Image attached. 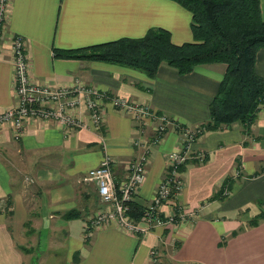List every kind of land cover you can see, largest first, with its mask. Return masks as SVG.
<instances>
[{
	"label": "crops",
	"instance_id": "obj_1",
	"mask_svg": "<svg viewBox=\"0 0 264 264\" xmlns=\"http://www.w3.org/2000/svg\"><path fill=\"white\" fill-rule=\"evenodd\" d=\"M259 8L264 21V0ZM190 23V12L172 0H9L0 39V112L15 103L10 41L20 36L29 73L39 83L60 89L79 79L104 100L125 98L180 124H203L225 65H198L179 74L162 63L149 78L118 64L54 55L55 50L140 38L150 28L168 31L172 43L180 45L192 41ZM254 71L264 79V48L256 51ZM103 103L99 131L32 118L14 139L11 126L0 127V264L25 263L21 246L26 223L33 235L47 226L54 233L62 231L63 237L52 243L61 249L62 264H150L152 249L161 264H264V217L251 224L264 209V108L249 133L234 123L203 133L192 146L204 153V161L190 159L181 168L177 199L198 209L192 222L155 226L144 237L108 225L91 229L86 238L88 220L103 206L93 183H83L82 176L109 155L117 160L112 174L121 179L125 163L135 155L130 144L134 120ZM180 146L173 130L152 146L145 180L133 199L143 208L164 174L166 155ZM224 188L229 195L222 197ZM71 210L78 215L66 218Z\"/></svg>",
	"mask_w": 264,
	"mask_h": 264
},
{
	"label": "built area",
	"instance_id": "obj_2",
	"mask_svg": "<svg viewBox=\"0 0 264 264\" xmlns=\"http://www.w3.org/2000/svg\"><path fill=\"white\" fill-rule=\"evenodd\" d=\"M8 4L9 0H0V39L5 28ZM10 50L15 103L0 112V127L11 126L14 139L21 136L24 122L32 118L53 121L66 129L99 131L104 122V101L114 109L129 114L134 120L136 134L131 138L130 144L135 155L125 163L123 178L116 179L112 174V166L117 164V160L109 155H104L100 163L81 178L83 183H93L98 201L103 206L88 220L84 228L86 234L91 229L114 225L126 234L144 237L155 226L187 224L193 221L198 209L180 205L177 199L182 189L181 168L190 159L197 164L204 161V153L193 151L192 147L205 133L203 124H180L164 113L125 98L109 96L104 100V96L96 88L87 86L79 79L67 88L53 89L32 79L28 70L25 43L20 36L11 38ZM146 126H151L149 133H146ZM170 130L177 133L181 146L166 155L164 174L151 201L143 208L139 217H133L130 214V204L145 180L150 150ZM228 195L229 190L222 189V196ZM162 207L166 208L165 215L162 214ZM149 261L150 264H161L156 249L150 251Z\"/></svg>",
	"mask_w": 264,
	"mask_h": 264
},
{
	"label": "trees",
	"instance_id": "obj_3",
	"mask_svg": "<svg viewBox=\"0 0 264 264\" xmlns=\"http://www.w3.org/2000/svg\"><path fill=\"white\" fill-rule=\"evenodd\" d=\"M172 1L191 14V42L176 45L168 31L150 28L140 38H120L80 49L55 50L54 55L118 64L139 70L149 78H154L162 63L179 74L188 73L198 65L224 63L226 70L209 104V120L203 123L204 131L238 123L249 133L257 113L264 108V79L254 71L256 51L264 48V21L259 0ZM257 203L261 205L260 201ZM142 210L143 206L132 200L130 214L137 218ZM76 215V211H70L65 217ZM263 217L264 209L251 224L255 225Z\"/></svg>",
	"mask_w": 264,
	"mask_h": 264
},
{
	"label": "rangeland",
	"instance_id": "obj_4",
	"mask_svg": "<svg viewBox=\"0 0 264 264\" xmlns=\"http://www.w3.org/2000/svg\"><path fill=\"white\" fill-rule=\"evenodd\" d=\"M228 24L230 23L227 22V27ZM229 26H231L230 28H233L232 24ZM219 64L225 65L224 63H219ZM30 181L31 179L28 182ZM97 209L94 210L95 212L93 215H96V213H98L99 209L98 210ZM71 211H75V210H71ZM27 225L28 224L26 223L22 229L23 244L21 246V250L26 260L24 264H62L63 257H62L61 249H59L57 246H54L52 244L55 241H59V236L63 237L62 231L54 233V230L52 228H48V226L47 227L39 226L40 234L33 235L34 233L33 229ZM88 236H90L89 233L86 234V238H88ZM18 237L19 236L17 235V239H19ZM31 243H33V245Z\"/></svg>",
	"mask_w": 264,
	"mask_h": 264
}]
</instances>
